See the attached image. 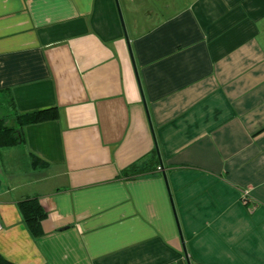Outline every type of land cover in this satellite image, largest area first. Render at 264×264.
Masks as SVG:
<instances>
[{
    "label": "crops",
    "instance_id": "crops-1",
    "mask_svg": "<svg viewBox=\"0 0 264 264\" xmlns=\"http://www.w3.org/2000/svg\"><path fill=\"white\" fill-rule=\"evenodd\" d=\"M40 109L0 148L5 259L187 264L180 232L189 264H264V0H0V119Z\"/></svg>",
    "mask_w": 264,
    "mask_h": 264
},
{
    "label": "trees",
    "instance_id": "trees-1",
    "mask_svg": "<svg viewBox=\"0 0 264 264\" xmlns=\"http://www.w3.org/2000/svg\"><path fill=\"white\" fill-rule=\"evenodd\" d=\"M55 111L54 109H40L37 111L18 114L15 117L14 125L6 124L0 119V148L21 144L24 142V128L30 124L43 122L51 119ZM156 152L146 161L138 164H132L123 169L120 177L124 179H136L142 176L153 174L159 167L157 164ZM33 164H39L43 161L31 154ZM18 211L25 227L30 234L37 235L39 233L40 223L45 215L44 210L40 207L36 196H24L17 202ZM0 264H15L8 261L0 254Z\"/></svg>",
    "mask_w": 264,
    "mask_h": 264
},
{
    "label": "water",
    "instance_id": "water-1",
    "mask_svg": "<svg viewBox=\"0 0 264 264\" xmlns=\"http://www.w3.org/2000/svg\"><path fill=\"white\" fill-rule=\"evenodd\" d=\"M117 7H118V5H117ZM118 11H119V7H118ZM155 152H156V156H157V159H158V162H159V167L162 168V161L160 159V154L158 152L157 147H155ZM162 175H163V177L165 176L164 172H162ZM179 238H180V241H181V244H182V249H183V252H184V256H185V259H186V263L189 264L188 256H187V253H186L185 248L183 246V241H182V237H181L180 232H179Z\"/></svg>",
    "mask_w": 264,
    "mask_h": 264
},
{
    "label": "built area",
    "instance_id": "built-area-1",
    "mask_svg": "<svg viewBox=\"0 0 264 264\" xmlns=\"http://www.w3.org/2000/svg\"><path fill=\"white\" fill-rule=\"evenodd\" d=\"M158 169H159V167H158ZM0 229H1V224H0Z\"/></svg>",
    "mask_w": 264,
    "mask_h": 264
}]
</instances>
